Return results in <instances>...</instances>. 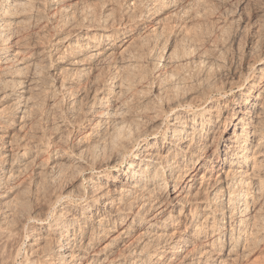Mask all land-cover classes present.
<instances>
[{
	"label": "bare ground",
	"instance_id": "6f19581e",
	"mask_svg": "<svg viewBox=\"0 0 264 264\" xmlns=\"http://www.w3.org/2000/svg\"><path fill=\"white\" fill-rule=\"evenodd\" d=\"M263 246L264 0H0V264Z\"/></svg>",
	"mask_w": 264,
	"mask_h": 264
},
{
	"label": "rangeland",
	"instance_id": "374dc122",
	"mask_svg": "<svg viewBox=\"0 0 264 264\" xmlns=\"http://www.w3.org/2000/svg\"><path fill=\"white\" fill-rule=\"evenodd\" d=\"M243 264H264V246L263 248H260L259 251L257 250L253 257H251L246 263L243 262Z\"/></svg>",
	"mask_w": 264,
	"mask_h": 264
}]
</instances>
